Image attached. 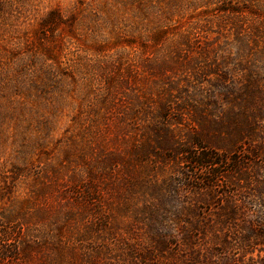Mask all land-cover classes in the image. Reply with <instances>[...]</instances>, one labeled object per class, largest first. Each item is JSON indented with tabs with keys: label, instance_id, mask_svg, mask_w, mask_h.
<instances>
[{
	"label": "trees",
	"instance_id": "1",
	"mask_svg": "<svg viewBox=\"0 0 264 264\" xmlns=\"http://www.w3.org/2000/svg\"><path fill=\"white\" fill-rule=\"evenodd\" d=\"M182 1L126 0L121 3L120 15L125 21H131L134 38L147 42L150 39L148 28H152L156 20L165 23L164 11L175 10V3ZM105 8L110 10L108 6ZM235 12L232 11L236 17L230 26L235 32V47L245 53L238 54V58L244 59L243 63L231 67L210 63L207 68L186 63L184 75H180L178 68L163 69L160 66L152 72L161 83L150 93L132 88L126 80L123 84L130 88L127 90L120 87L122 82L110 80V93H102L104 112L95 113L94 123H115L116 138L125 143L131 138L130 132L140 127L144 139L132 143L129 152L142 156L137 157L136 162L146 170L150 145L155 143L159 150H167L175 137L168 113L176 111L181 118L187 115L198 125L199 139L206 138L207 142L197 139L198 144L192 143L191 151L182 152L191 157H172L167 161L175 165L188 164V169L180 173L183 178L180 186H183L185 197L202 191L217 195L216 210L204 215V209L181 202L172 211L163 210L159 203L146 205L135 211H141L143 219L135 223L142 229L137 231L135 225L129 224L127 234L117 235L116 239L110 233L116 225L104 217L101 185L117 172L119 182L113 181V184L122 188L123 193L130 194L136 187L146 189V184L136 183L134 175L123 177L114 168L121 162L126 165L124 167L133 169L134 161L124 160L122 156L86 161L84 179L80 173L67 175L63 169H55V165L49 164L53 176L50 177L49 171L45 176L46 179L53 178L50 185L64 187L61 192L68 201L87 209L92 220L86 221L88 226L82 231L76 230L74 237L66 238L61 227L53 231L38 221L43 218L42 214L31 206L30 200L23 199L15 211L0 210V264H264V250L260 251L261 255H255L258 247L264 248V18L259 24L245 23L237 17L243 12ZM247 12L257 18L264 17L251 6ZM16 20L5 3L0 2V115L6 114L10 120L27 113L31 118L35 115L45 126L49 138L50 123L59 112H43L42 115L31 107L43 108L40 100L48 102L53 96L55 101V95L60 101L65 99L64 80L55 79L59 69L46 63L49 60L55 64L60 62L59 54L52 50L42 53V61L46 64L41 69L21 63L16 47L9 44V39L19 37L2 30ZM61 26L65 25L57 10L49 12L41 24L44 35ZM68 26L72 30L75 28L73 23ZM152 32L160 35L155 42L164 35L163 31ZM182 42L185 47L197 44L189 35ZM149 60V57L145 59L146 62ZM147 69L148 72L152 70L149 66ZM204 75L213 80L212 84L208 82L213 89L207 93L201 92L204 84L193 85L194 79L200 81ZM76 83L73 81L72 86ZM155 89L164 93L160 101L155 98ZM147 100L151 102L150 106L146 104ZM36 142L44 140L39 137ZM254 142L253 158L245 157L250 153L249 145L236 150L240 144L245 146ZM23 162L24 165L29 163L27 159ZM148 186L161 191L156 181ZM220 188H224L222 193L218 192ZM171 190L175 198H180L177 187ZM253 200L261 203L257 202L260 209L251 204ZM124 211L119 208V212ZM57 212H52L51 216L58 218ZM66 214L67 218L72 213ZM140 232L147 238H142Z\"/></svg>",
	"mask_w": 264,
	"mask_h": 264
},
{
	"label": "rangeland",
	"instance_id": "2",
	"mask_svg": "<svg viewBox=\"0 0 264 264\" xmlns=\"http://www.w3.org/2000/svg\"><path fill=\"white\" fill-rule=\"evenodd\" d=\"M0 2L5 3L8 12L17 17L15 22H10L12 26L6 24L2 30L19 37V39H9V44L15 46L19 52L18 59L21 63L40 69L46 63L53 64L59 69L55 79L64 80L62 86L66 91L63 101L58 100L55 95V101L53 96L48 102L40 100L43 108L41 106L35 108L33 105L31 107L42 115L43 112L52 114L59 112L52 118V124L50 123L49 138L45 126L35 115L31 118L29 116L31 114L27 113L23 116H14L12 120L6 114L0 115V210L15 211L20 207L23 199H28L32 203L31 206L42 214L43 218L38 221L44 226L50 227L53 231L61 227L66 238L74 237L76 230L82 231L88 226L86 221L92 219H89L87 209L68 201L61 192L64 187L56 188L50 185L53 178L46 179L45 173L49 171L52 177L53 168L50 169L48 165H55V169L58 170L63 169L67 175L80 173L84 179L86 161L117 159L120 156L124 160L128 158L133 160V169L124 167L126 165L120 162L119 165L115 164V170L120 171L123 177L134 175L136 183L146 184L147 188L136 187L130 194L123 193L122 188L119 189L113 184V181L117 182L119 179L120 175L117 172H113V175L102 183L100 197L104 201V209L107 213L104 217L116 225L110 231L116 239L127 234L129 224L135 225L134 229L138 228L137 231L142 229L140 224L135 223L142 221L141 211H135L140 207L142 210L146 205L159 203L163 210L172 211L179 207L181 202L186 206L204 209V215L216 210L219 201L217 195L211 196V193L202 191L185 197L183 186H180L183 181L180 173L188 169V164L175 165L170 160L167 161L172 157H191L185 156L182 152L191 151L192 143L198 144L199 127L187 115L181 118L176 111L168 113L172 121V134L175 137L167 150H159L155 143L150 145L148 165L145 167L146 170H143L136 162L137 157L142 156L129 152L133 147L132 143L144 139L141 128L131 131V138L126 143L121 142L116 138L118 130L115 123L101 121L94 125L95 113L104 112L102 93L106 91L110 93L111 88L108 85L110 80L122 82L120 87H125L123 82L126 80L132 88L150 93L154 86L161 83L158 76H154L152 72L160 66L163 69L178 68L181 70L180 75H184L186 63H197L203 67L210 63L227 67L243 63L244 59L238 58V54L242 55L243 52L235 47V32L230 26L236 17L233 16L232 11L243 12L237 17L245 23L259 24L264 17L257 18L247 10L251 6L254 11L264 15V0L177 2L175 10L164 11L165 23L161 24L156 20L152 28H148L150 39L147 42H143L140 38L135 39L131 21H125L121 17L120 6L121 3H126V0H11L10 2L0 0ZM106 6L110 10L107 11ZM55 10L62 14L65 26L59 27L52 33L45 32L44 35L41 24L49 12ZM107 14L113 16L108 17ZM71 23L75 25L73 30L68 26ZM152 31L164 32L160 41L155 42L160 35ZM186 35L197 43L194 47L183 45L182 40ZM51 50L58 51L60 62L55 64L54 61L49 60L43 63L41 54ZM147 57L150 58V62L145 61ZM147 66L152 69L151 72H148ZM171 76L173 79H178V76ZM73 81L77 82L75 86H72ZM200 81L194 79L193 85L204 84L201 92L207 93L213 89L208 84V82L213 83L208 75L202 76ZM125 88L130 89L128 86ZM154 92L156 100L160 101L164 93L156 89ZM26 101L24 100V103ZM150 103L147 100L148 106L151 105ZM39 137L44 142H36V138ZM200 141L205 144L207 142L206 138ZM246 144L236 146V150L249 145L247 148L250 153L245 157L253 158V147L256 143ZM24 159L29 163L24 165ZM148 174L149 177H146ZM150 176L155 179H150ZM37 179L39 180L36 181ZM155 181L158 182L161 191L149 188L148 184ZM176 187L180 190V198H175L174 194H171V189ZM223 191L224 188H220L218 192ZM144 202L147 204H143ZM257 202L253 200L251 204L258 209L261 203L257 204ZM119 208L125 211L119 212ZM54 211L60 214L58 218L51 216ZM69 212L72 213L71 217L66 218L65 214ZM46 213H49V216H46ZM138 234L142 238H147L142 232ZM263 250L261 246L258 247L255 255H261L260 251Z\"/></svg>",
	"mask_w": 264,
	"mask_h": 264
}]
</instances>
